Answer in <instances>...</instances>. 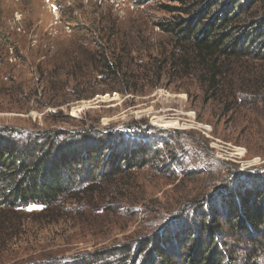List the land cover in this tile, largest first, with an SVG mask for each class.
<instances>
[{
	"label": "rangeland",
	"instance_id": "1",
	"mask_svg": "<svg viewBox=\"0 0 264 264\" xmlns=\"http://www.w3.org/2000/svg\"><path fill=\"white\" fill-rule=\"evenodd\" d=\"M247 2L249 11H264V0ZM181 6L177 0H0V143L11 140L10 132L16 142L45 132L67 139L91 128L124 133L135 123L155 128L153 135L179 132L174 158L165 148L160 161L133 169L131 177L100 182L99 192H115L112 197L92 193L78 198L91 206L65 201L48 211H0V264H73L136 232L183 238L179 228L196 231L200 225L205 211L194 214L192 206L203 200L215 202L220 213L232 264H264V250L226 225L240 191L264 193V109L230 111L206 98L190 47L159 26L179 16L167 7ZM95 44L126 68L119 79L101 77L82 51L79 64L62 71L69 53L95 50Z\"/></svg>",
	"mask_w": 264,
	"mask_h": 264
},
{
	"label": "trees",
	"instance_id": "2",
	"mask_svg": "<svg viewBox=\"0 0 264 264\" xmlns=\"http://www.w3.org/2000/svg\"><path fill=\"white\" fill-rule=\"evenodd\" d=\"M177 1L181 7L167 8L178 9L179 16L160 22L159 26L179 46L190 47L194 77L206 98L230 111L245 109L259 113L263 110L264 11H249L251 7L247 0ZM96 47L95 50L79 47L78 51L69 53L62 71L79 64L78 54L82 51L89 57L87 65H94L101 77L119 79L126 68L119 60L112 62L108 53L102 52L100 46ZM184 62L188 67L189 61ZM82 80L83 76L79 74L77 81ZM78 98L84 99V96ZM105 130L104 133L91 128L83 130L79 137H74L77 133H71L67 139H63L65 133L62 132H45L24 142H16L18 138L10 132V138H7L12 141L0 143V211L30 206L48 211L65 201L84 203L82 200L92 193L97 199L100 196L107 199L110 193L99 192L100 182L112 184L117 175L121 179V175L128 173L131 177L133 169H146L150 163L160 161L165 148L173 158L176 156L174 151L179 152L178 131L176 136L164 131L153 135L152 131L156 129L151 126L129 125L127 132L137 134L139 142L144 141L143 145H136L124 135L127 132ZM147 145L150 148L143 150ZM114 194L112 192L110 196ZM239 194V200L232 201L233 213L226 219V225L239 238H247L249 244L264 250V199L257 200L264 193L257 192L253 196L245 189ZM79 196L85 197L78 201ZM85 203L91 206L90 201ZM127 203L133 204L132 201ZM196 204L193 201L194 214L199 209L205 212L199 216L200 225L196 231L179 228L180 233H186L183 238L181 234L172 236L170 233L165 237L152 233L143 238L141 232H136L130 241L77 256L73 264H232L235 257L223 247L227 245L226 233L220 223V213L213 208L215 202L203 200ZM47 264L65 263L53 261Z\"/></svg>",
	"mask_w": 264,
	"mask_h": 264
}]
</instances>
